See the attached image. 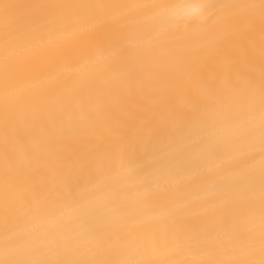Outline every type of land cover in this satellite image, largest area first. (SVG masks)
<instances>
[{"label": "bare ground", "instance_id": "6f19581e", "mask_svg": "<svg viewBox=\"0 0 264 264\" xmlns=\"http://www.w3.org/2000/svg\"><path fill=\"white\" fill-rule=\"evenodd\" d=\"M0 264H264V0H0Z\"/></svg>", "mask_w": 264, "mask_h": 264}]
</instances>
